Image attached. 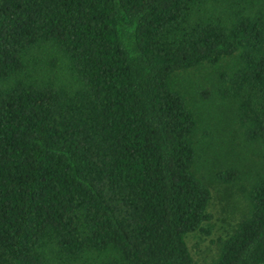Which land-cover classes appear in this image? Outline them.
<instances>
[{
  "label": "trees",
  "instance_id": "1",
  "mask_svg": "<svg viewBox=\"0 0 264 264\" xmlns=\"http://www.w3.org/2000/svg\"><path fill=\"white\" fill-rule=\"evenodd\" d=\"M225 102L261 169L213 264H264V0H0V264H197Z\"/></svg>",
  "mask_w": 264,
  "mask_h": 264
},
{
  "label": "rangeland",
  "instance_id": "2",
  "mask_svg": "<svg viewBox=\"0 0 264 264\" xmlns=\"http://www.w3.org/2000/svg\"><path fill=\"white\" fill-rule=\"evenodd\" d=\"M200 110L206 116L202 120L212 125L206 127L203 122L200 127L202 132L210 129L212 136L200 147L202 159L198 168L212 190L209 212L213 220L204 224L208 234L192 233L187 235L186 241L197 264H213L220 252L218 240L233 235L238 223L249 211L250 203L244 190L249 189L255 173L261 169V159L257 148L246 143L234 105L230 102L201 104ZM229 168L241 171V179L231 184L214 180L217 172Z\"/></svg>",
  "mask_w": 264,
  "mask_h": 264
}]
</instances>
